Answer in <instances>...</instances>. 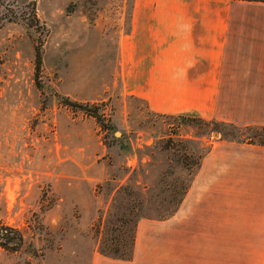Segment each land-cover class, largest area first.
Wrapping results in <instances>:
<instances>
[{"label": "rangeland", "instance_id": "obj_1", "mask_svg": "<svg viewBox=\"0 0 264 264\" xmlns=\"http://www.w3.org/2000/svg\"><path fill=\"white\" fill-rule=\"evenodd\" d=\"M132 6L0 0V231L17 237L0 244V264H92L100 247L113 240L123 247L115 201L142 197L156 206L150 217L165 215L168 186L188 175L180 154L195 159L225 141L123 92L118 39ZM229 102L221 101L216 121L259 115ZM171 141L185 149L172 150ZM252 145L251 203L241 205L236 228L226 229L217 252L225 264H264V148ZM168 169L174 174L164 181Z\"/></svg>", "mask_w": 264, "mask_h": 264}, {"label": "crops", "instance_id": "obj_2", "mask_svg": "<svg viewBox=\"0 0 264 264\" xmlns=\"http://www.w3.org/2000/svg\"><path fill=\"white\" fill-rule=\"evenodd\" d=\"M118 53L123 92L155 113L217 120L221 101H241L257 118L221 122L264 126V2L133 0ZM248 146L214 143L179 210L139 221L131 260L92 264H225L226 229L253 194Z\"/></svg>", "mask_w": 264, "mask_h": 264}, {"label": "trees", "instance_id": "obj_3", "mask_svg": "<svg viewBox=\"0 0 264 264\" xmlns=\"http://www.w3.org/2000/svg\"><path fill=\"white\" fill-rule=\"evenodd\" d=\"M243 1H251V2H264V0H243ZM37 58V65L41 62V54L38 51L36 54ZM70 104V103H68ZM79 106L82 110L89 114H95L96 117L98 116V111L93 110L92 107L88 105H76ZM73 105V106H74ZM159 114V113H158ZM162 116L172 117L175 119L186 120L190 119L196 121L199 125L206 126L207 129L206 135L210 134H219L221 140L229 141V142H238V143H245V144H255L264 146V126H246L241 127L233 123L228 122H218L214 120H205L200 117H194L191 115H164ZM214 126V127H211ZM113 130V126H110V131ZM172 145L170 148L172 150H177L179 152L180 149H185L182 143L179 145H175V147H171L174 145V142L171 141ZM178 144V143H177ZM200 150V149H199ZM208 149L206 152L200 153L197 158L194 159V153L187 154L183 153L180 154V162L182 163L183 169L188 172V175L182 176L181 178L173 179L171 184L168 186V190L170 192V198L168 199L167 203L163 205L168 206L164 209H160L159 211H164V214H161L159 217H150L147 212L153 211L155 212L156 206L150 207L148 204L150 200H144L142 197H139L135 200L131 194H128V202L126 204L122 203H114L113 209L115 210V217L118 222L124 226L123 235H124V243L123 247L119 246L120 241L113 240L112 245L110 246H102L100 247V252L103 256L113 258V259H121V260H131L134 255V248H135V241H136V233L138 223L142 219H155V220H165L173 216L180 208L181 204L183 203L190 187L195 180L202 163L203 157L209 152ZM194 170V171H193ZM174 172L171 170H166L162 174V180L166 181L173 175ZM148 205V206H147ZM117 210V212H116ZM114 213V214H115ZM120 213V215H119ZM15 234L21 237L17 231ZM16 235H11L7 230L0 231V244H3L4 247H8L9 243L14 241L17 237H12ZM106 243V242H105ZM128 244V247L126 246ZM13 250V249H12Z\"/></svg>", "mask_w": 264, "mask_h": 264}, {"label": "water", "instance_id": "obj_4", "mask_svg": "<svg viewBox=\"0 0 264 264\" xmlns=\"http://www.w3.org/2000/svg\"><path fill=\"white\" fill-rule=\"evenodd\" d=\"M117 135H120V133H117Z\"/></svg>", "mask_w": 264, "mask_h": 264}]
</instances>
